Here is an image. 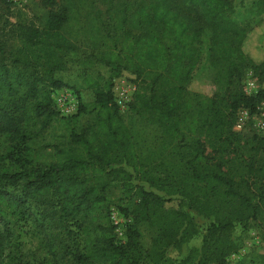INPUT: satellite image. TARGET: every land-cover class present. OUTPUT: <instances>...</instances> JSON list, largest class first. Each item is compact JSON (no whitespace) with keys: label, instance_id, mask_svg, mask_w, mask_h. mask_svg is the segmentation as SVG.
Returning <instances> with one entry per match:
<instances>
[{"label":"trees","instance_id":"16d2710c","mask_svg":"<svg viewBox=\"0 0 264 264\" xmlns=\"http://www.w3.org/2000/svg\"><path fill=\"white\" fill-rule=\"evenodd\" d=\"M103 2L108 4L110 17L116 19V32L122 31L108 40L100 37L112 73L106 83L97 81L93 86L96 103L105 114L99 120V139L104 147L112 148L115 158L105 162L99 143L80 139L74 130V118L84 110L83 104L80 102L76 114L62 116L54 107L53 93L63 84L38 73L39 66L54 68L76 48L66 33L70 20L76 18L75 3L67 0L58 9L48 10L41 26L21 24L16 32L11 30L17 41L15 58L0 62V136L9 144L7 152L0 153V197L7 186H20L21 202L42 200L49 207L41 214L43 225L50 231L61 230L64 237L56 251L41 240V253H48L43 264H224L232 250L224 236L236 223L246 224L258 217L264 192L242 191L223 162L204 168L203 160L210 156L200 134L207 126L218 128L227 124L239 108L254 113L264 102V86L253 94L235 92L232 87L246 70L253 71L264 82V54L255 48L264 32V0L255 2L258 23L254 26L241 25L234 19L232 0ZM91 11L95 12H91L90 26L101 33L102 9L96 7ZM206 46L213 67L219 70L216 78L223 70L228 75L225 92L230 110L225 114L218 93L208 95L193 89L198 82L193 70ZM30 56L37 60H30ZM126 71L135 74L136 89L130 109L148 122L162 126L165 134L176 141L175 145L186 148L182 153L190 156L186 164L195 183H213L222 189L221 198L203 194L196 200L205 204L202 211L212 218L197 254L194 250H181L176 258L170 255L171 250L181 248L184 240L198 233L196 223L184 212L180 221L160 224V232L145 256L138 241L140 233L133 225L129 226L126 241L118 238L117 224L106 204L107 182L103 174L123 179L131 173L122 167L106 171L104 163L123 160L136 174L145 164L135 158L134 149L119 136L112 109L116 107L113 79ZM65 135L72 143L80 141L88 146L93 157L65 153ZM254 138L264 141V137ZM171 139H166V144ZM21 145V156L14 158L13 148ZM23 158L36 164L26 165ZM143 175L155 185L156 178L148 170ZM159 180L169 183L171 178ZM141 192V203L146 208L151 205L150 208L165 210V203L170 201L144 188ZM196 207L199 206H190ZM122 211L128 214L127 209ZM5 213L0 206V253L11 234ZM134 219L140 220L139 215L135 214ZM145 220L153 218L147 215Z\"/></svg>","mask_w":264,"mask_h":264},{"label":"rangeland","instance_id":"374dc122","mask_svg":"<svg viewBox=\"0 0 264 264\" xmlns=\"http://www.w3.org/2000/svg\"><path fill=\"white\" fill-rule=\"evenodd\" d=\"M113 1L134 4L139 0ZM256 1L232 0L233 17L239 24L254 26L258 23ZM61 2L66 4L67 0H0V62H9L15 58L17 41L14 33L19 29V25L36 24L41 26L48 10L58 9ZM73 2L75 3L74 15L76 18L70 20L66 33L76 48L54 64L56 65L54 68L39 66L38 73L60 81L63 86L57 90L67 88L75 92L83 104L84 110L75 115L74 130L79 134L80 139L95 140L99 143V151L107 162L115 158V155L112 148L104 147L103 141L99 139V132L102 129L99 120L105 114L96 103L93 86L97 81L106 83L112 73V66L107 60L106 48L100 37L108 40L109 36L114 37L117 35L116 33L122 31L116 32V19L110 17L107 11L108 4L103 0H73ZM96 7L102 9V22H99L101 33L94 31L90 26L92 23L91 12H95L91 9ZM255 48L264 54V32L259 35ZM29 58L33 61L37 60L32 56ZM217 71L219 70L214 68L211 63L206 46L203 48L202 59L193 70L195 79L198 81L193 84V89L208 95L218 93L222 98L221 111L225 114L230 110L227 104L228 94L225 92L228 75L223 70L216 78ZM133 78H135V74L128 71L114 78V97L123 89H129L131 86L136 87ZM263 86L264 82L258 80L253 71L246 70L240 80H235L232 87L236 88H234L235 92L245 91L253 94ZM241 108L229 118L227 124L218 128L207 126L202 131L201 140L205 143L206 152L210 156L209 160H203L202 166L207 168L216 162H223L224 168L230 169L242 191L259 194L264 192V141L261 142L254 136L264 137V133L257 128L259 118L255 114L246 117ZM112 109L115 112L114 118L117 120L119 136L125 139L129 147L134 149L135 158H140L141 162L145 163L140 166L141 171L137 174L131 166L125 165L123 160L112 164L104 163L106 171L122 167L131 173L123 179H112V175L106 174V172L103 174L107 182L106 204L111 219L117 224L116 232L119 240L123 242L127 240L129 226L133 225L140 233L138 241L143 256H145L152 247L153 239L160 232V224L180 221L182 218L180 214L184 212L185 217H187L185 213L189 214L196 223L198 233L196 236L184 240L186 242L181 248L171 250L170 255L176 258L180 255L181 250L183 253L194 250L197 254L212 218L202 211L205 204H200L196 200L203 194L210 195L211 198H221L222 189L213 183L206 185V183L193 181L191 171L186 164V160L190 156L188 153H182L186 148L175 145L176 141L165 134L162 126L143 119L133 112L130 106L124 110L116 103V107L112 106ZM260 110H264L263 103L260 104ZM60 129L64 130L61 127ZM85 131L86 134L83 135ZM166 139H171V143L166 144ZM62 142L66 148L65 153L78 154L87 159L93 157L89 147L80 141L72 143L65 135ZM21 147L22 145L13 148L14 158L21 156ZM8 149L9 144L0 136V153H5ZM23 157L26 156L23 155ZM25 159L26 165L36 164L33 160L29 161V158H23V160ZM6 162L9 163L10 160L7 159ZM147 170L151 176L156 178L155 185H151L144 179L143 172ZM166 176L171 178L169 183L159 180ZM143 188L170 198V201L165 203V210L159 207L150 208L151 205L147 208L144 207L141 203ZM20 189V186H7L3 189V196L0 197V206L6 212L4 216L8 220L11 230L4 250L0 253V264H43L42 260L48 256V253H41L43 248L40 247L41 240L44 239L47 246L56 251L58 250L57 244L64 237L63 232L61 230L50 231L46 225H43L41 214L49 207L42 200L28 199L21 202ZM9 201L12 202L9 203ZM15 203H21L22 206H17ZM194 204L199 207L190 208ZM123 208L127 209L128 214L122 211ZM135 214L139 215L140 220L134 219ZM147 215L153 220H145ZM72 228L77 230L76 226ZM224 241L232 248L224 264H264V203H261L256 219H250L246 224L236 223L227 231ZM229 241L232 244H229ZM70 244L72 245V241ZM210 264L216 263L211 262Z\"/></svg>","mask_w":264,"mask_h":264},{"label":"built area","instance_id":"2783aa9c","mask_svg":"<svg viewBox=\"0 0 264 264\" xmlns=\"http://www.w3.org/2000/svg\"><path fill=\"white\" fill-rule=\"evenodd\" d=\"M116 87L114 88V90ZM136 87L131 86L129 89H123L119 94H116L115 102L118 103L124 110L129 108V104L133 99L134 91ZM252 94V93H248ZM54 107L62 116H71L78 112L80 101L71 89L57 90L53 93ZM264 104V102H262ZM243 113L246 117L255 114L259 120L257 123L258 130L264 133V110H260V104L258 111L251 113L249 109L242 107ZM241 126V124H239Z\"/></svg>","mask_w":264,"mask_h":264}]
</instances>
